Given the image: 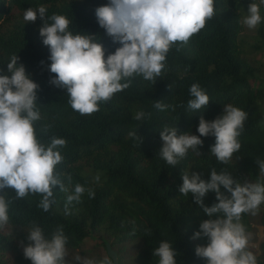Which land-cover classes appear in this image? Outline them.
<instances>
[{
	"label": "trees",
	"instance_id": "trees-1",
	"mask_svg": "<svg viewBox=\"0 0 264 264\" xmlns=\"http://www.w3.org/2000/svg\"><path fill=\"white\" fill-rule=\"evenodd\" d=\"M108 2L0 0V28L7 24L0 32V70L6 73L7 63L17 55L18 65L23 64L39 85L37 108L41 119L34 125L36 135L46 145L51 137L65 139L66 145L59 148L63 159L55 171L68 188L67 193L59 186L53 189L54 202L49 211L38 206L42 199L39 194L17 198L11 188L0 193L9 201V222L0 228V264H31L24 257L23 247L29 243L27 234L34 224L49 239L58 226H63L69 249L79 247L87 236L98 232L102 238L96 244L115 247L120 261L131 255L134 264H158L154 250L167 241L177 253L176 264H207L205 258L195 254V248L206 245L207 238L192 237L200 223L210 217L191 193L179 192L182 174L198 172L207 181L214 168L218 173L227 171L241 183L264 181V172L256 162L264 160V74L258 73L249 60L240 36L244 26L241 20L249 4L255 2L262 19L254 34V49H261L264 55V5L260 0H214V16L186 44L177 42L171 47L160 77L149 81L134 76L128 88L114 94L110 101L100 102L98 111L81 115L69 104L66 89L49 83L55 74L49 71L50 49L39 34L44 19L37 12L35 22H26L23 14L30 7L44 6L45 19L64 15L71 21L69 31L96 36L107 56L121 46L106 35L95 16V9ZM193 84H199L210 98L208 105L197 111L187 106L193 98L189 91ZM157 101L172 105L174 110L156 109ZM228 104L248 113L238 137L241 148L228 163L219 162L210 153L213 136L201 137L203 145L197 147L200 154L189 149L174 167L160 157V131L177 128L178 135H199L200 117L212 121ZM140 111L145 116L136 120ZM134 131L135 138L129 135ZM77 183L86 191L79 203L68 205L66 214V197ZM89 190L94 197L89 196ZM221 191L229 195L222 186ZM215 195L209 191L203 204L217 202ZM261 205L258 222L263 237L258 245V264H264V203ZM241 222L247 232L252 229L249 213L242 214ZM137 240L138 250L127 249Z\"/></svg>",
	"mask_w": 264,
	"mask_h": 264
},
{
	"label": "clouds",
	"instance_id": "clouds-1",
	"mask_svg": "<svg viewBox=\"0 0 264 264\" xmlns=\"http://www.w3.org/2000/svg\"><path fill=\"white\" fill-rule=\"evenodd\" d=\"M37 12L44 19L39 34L50 49L49 71L55 74L49 83L66 89L69 104L81 115L98 111L100 102H108L114 94L128 88L134 76L155 81L165 68L171 47L177 42L186 44L215 14L214 0H109L95 9V16L106 35L121 46L106 56L96 36L69 31L71 21L66 16L53 14L45 19L44 6L25 10L24 20L35 22ZM261 19L259 5L252 2L241 23L254 29ZM18 60L19 57L13 55L7 63V72L0 70V193L11 188L17 198L29 193L39 194L42 199L38 206L49 211L54 202L53 189L59 186L61 191L68 192L55 171L63 159L59 148L64 147L66 141L51 137L46 145L37 138L34 125L41 119L37 108L39 85L26 73L23 64L18 65ZM189 91L193 97L187 105L190 110L197 111L208 105L210 98L199 84H193ZM154 107L164 111L173 106L157 101ZM144 116L140 111L134 118L141 120ZM247 116L244 110L228 104L223 114L212 121L200 117L199 135L191 132L178 135L177 128H165L160 131L163 144L158 153L174 167L189 149L200 154L197 147L203 145L201 137L213 136L215 143L210 153L226 164L241 148L238 137ZM129 135L135 138L137 132ZM256 162L264 172V160ZM182 181L179 192L191 193L210 217L200 223L199 231L192 237H206L208 241L206 245H198L195 254L205 258L207 264H258L257 257L248 249L251 233L241 220L244 213L255 215L264 203V181L241 183L227 171L218 173L214 168L207 181L198 172L187 171L182 174ZM221 186L229 195L221 191ZM85 191L84 186L75 185L74 191L66 197V214L68 205L74 201L79 203ZM209 191L216 194L217 202L206 206L203 198ZM94 195L89 190V196ZM8 213L9 201L0 195V228L8 224ZM67 239L63 226H58L49 239L43 229L34 224L27 234L29 243L23 247L24 257L31 260V264H66ZM176 254L167 241L161 242L153 253L159 258L158 264H176ZM74 259L80 264H97L79 255ZM99 264H112V261L105 257Z\"/></svg>",
	"mask_w": 264,
	"mask_h": 264
},
{
	"label": "rangeland",
	"instance_id": "rangeland-1",
	"mask_svg": "<svg viewBox=\"0 0 264 264\" xmlns=\"http://www.w3.org/2000/svg\"><path fill=\"white\" fill-rule=\"evenodd\" d=\"M260 3L264 5V1L260 0ZM5 24L3 27L0 28V32L3 31V28L6 26ZM256 33V28L250 29L246 25L243 26V30L240 34L243 45L245 47V50L249 52V60L253 62V66L256 68V71L260 74H264V55L261 49H254L255 46V39L254 34ZM262 106L264 109V99L262 101ZM262 207L260 205L259 209ZM259 211V210H258ZM258 211L255 215L252 213H249L250 220L253 224L252 229L249 231L251 233V239L249 241L248 247L250 248V251L253 252V254L257 257L259 253L258 245L260 240L263 237L262 233V227L260 226L258 222ZM102 238V235H100L98 232L91 233L89 236H87L84 241L80 244L79 247L75 249H69L67 248L68 255L65 257L66 264H80V261L75 260L74 257L79 255L82 258H88L92 259L99 264V261L104 259L105 257L109 258L112 261V264H134V257L131 255L125 256L123 261L119 260V256L117 255L115 247H111L108 244L105 245V247L96 244L98 240ZM133 249L138 250L140 247V244L137 241H134L133 243L129 244L127 249ZM120 261V263H119Z\"/></svg>",
	"mask_w": 264,
	"mask_h": 264
}]
</instances>
